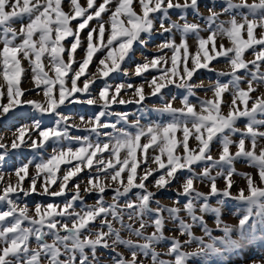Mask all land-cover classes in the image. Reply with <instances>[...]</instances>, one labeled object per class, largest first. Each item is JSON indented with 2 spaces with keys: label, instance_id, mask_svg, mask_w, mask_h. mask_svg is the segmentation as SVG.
Wrapping results in <instances>:
<instances>
[{
  "label": "snow or ice",
  "instance_id": "1",
  "mask_svg": "<svg viewBox=\"0 0 264 264\" xmlns=\"http://www.w3.org/2000/svg\"><path fill=\"white\" fill-rule=\"evenodd\" d=\"M189 14L193 21L188 19ZM225 15L229 18L222 20ZM92 21H96V27H91ZM85 29V56L77 61L75 54L82 47L81 33ZM202 31L209 33L206 38L200 35ZM155 36L164 37L157 45L160 54L150 60L145 57L136 65L135 75L156 70L158 75L145 81L149 95L162 100L163 90L169 86L182 89L181 106H174L173 96L153 109L166 115V121L144 127L137 119L130 125L134 132L104 122L102 117L110 114L107 109L111 104H143L149 96L143 84H119L112 91V85L105 81L97 97L92 96L91 86L97 79L123 71L121 65L135 46L146 47ZM190 36L196 38L194 53L189 51ZM69 37L72 39L66 46ZM218 37L227 38L231 46L218 44ZM248 50L254 56L250 61L244 58ZM101 51L105 54L92 73L89 66ZM217 57H225L231 67L230 72L218 75L231 79L210 87L196 82L199 70L215 71L211 65ZM45 59L52 76L45 70ZM74 64L78 67L73 68ZM262 65L264 0H223L219 10L212 0L207 15L201 11V0H86V4L81 0H0V120L23 106H30L41 116L57 117L54 127H42L37 119L30 125H20L12 133L10 144L0 136V161L5 160L9 147L37 150L49 141L59 144L64 139L80 144L75 149L54 147L46 160L35 164L33 175L29 173L31 162L13 173L0 170V202L7 206L0 210V264H190L193 258L239 250L255 240L258 232L264 241V92L252 95L264 85ZM28 69L33 86L24 89L22 82ZM241 71L247 76H241ZM242 83L246 87H241ZM126 89L133 90L135 101L117 99ZM198 89L211 91L212 97L200 99ZM229 91L230 101L224 99ZM31 92H42L44 100L27 99ZM77 93L87 98L81 99ZM193 97L197 103H193ZM98 102L101 111L94 117H80L81 124L69 123L71 118L61 111L68 104ZM116 115L128 122L127 113ZM241 120L245 121L243 129L238 127ZM73 127L95 134L96 140L69 136L68 129ZM108 128L113 131H104ZM236 134L239 138L233 139ZM101 136L106 140H100ZM190 140L195 147L190 146ZM214 143L219 144L218 158L212 155ZM237 161L256 169L255 176L238 173ZM200 164L204 167L197 171L194 166ZM85 172L86 183L80 179ZM182 172L187 175L180 182L177 196L184 202L177 199L168 206L155 199L158 192L180 181L178 174ZM235 175L245 179L246 187L233 195ZM150 177H155L152 188L156 191L148 186ZM26 178L30 181L27 188L23 186ZM218 178L225 181L222 188L218 187ZM205 182L207 192L196 186ZM54 185L58 190H50ZM134 189L137 191L133 193ZM38 191L53 197L69 192L72 195L63 205L37 204L34 209L13 199L14 194L28 196ZM108 191L114 193L112 203L105 200ZM82 193L95 194L97 200L77 210V202L84 203ZM129 194H134L135 200L127 199ZM213 197L217 198L215 206L210 203ZM228 199L244 206L235 226L222 219ZM206 214L214 216L215 228L222 236L213 235ZM169 223L176 235L165 234ZM196 227L202 229L203 236L195 234ZM122 232L136 239L125 238ZM163 243L168 244L166 251H158ZM194 244L195 250H186ZM101 250L109 254L107 258L102 257Z\"/></svg>",
  "mask_w": 264,
  "mask_h": 264
},
{
  "label": "rangeland",
  "instance_id": "2",
  "mask_svg": "<svg viewBox=\"0 0 264 264\" xmlns=\"http://www.w3.org/2000/svg\"><path fill=\"white\" fill-rule=\"evenodd\" d=\"M82 3L86 4V0H81ZM97 2H102V0H97ZM212 5V0H201V11L207 15V8ZM223 6V0H215V7L216 10H219ZM65 10H67V4L64 5ZM137 11H139L137 7ZM105 20H107V15L103 17ZM176 18L175 13H173V19ZM229 17L227 15L222 16V20H227ZM239 19V17H237ZM188 19L190 21L194 20V17L189 14ZM202 23V22H201ZM76 24V21H73V25ZM91 27H96V21L90 22ZM15 27H19V24L14 25ZM203 26V23H202ZM158 27V24H157ZM88 29H85L81 33L82 38V47L77 49V52L75 54V59L77 61L82 60L85 56L84 48H86V36H87ZM207 31H202L200 33L201 36L207 37L208 36ZM107 35V34H106ZM257 35H259V30H257ZM246 38V37H245ZM71 37L68 38L64 43L67 46L69 42L71 41ZM180 36H176L177 42H179ZM164 40V37L161 36H155L146 47L142 46H135V50L132 54H130L129 57L125 59V61L122 63L121 68L123 71L111 73L109 77L105 79H97L95 84L91 86V93L93 97H97L99 91L101 88L105 86V81L112 85V91H114V88L116 85L119 84H133L134 86H140L144 85V91L145 95L149 96L148 99H146L143 104H136L135 102H130L126 104H111L110 107L107 109V112L110 113L109 115H106L105 117H102V120L107 123H116L117 127H123L127 128L129 131H135L134 128H131L130 125L135 122L137 119L140 120V124L144 127L148 126L149 124L155 123V122H164L168 119L166 115H161L159 112L153 111L155 108H160L163 106V103L171 100L173 96L176 97V100L173 102L175 107H180V99L182 95L184 94L182 89L175 88L173 86H169V88H166L163 90L165 93L163 99H158L157 97L150 96V89L148 88L146 84V80H151L153 75H158V72L156 70L150 69L148 72L143 73L140 76L135 75V67L137 64L143 63L145 61V57H147L149 60L155 56L159 55L160 53L157 50V45L161 44ZM217 43H223L226 47L231 46V42L227 38H217ZM189 44V51L194 53L197 48L196 38L195 36H190L188 39ZM167 51V50H166ZM104 52H98L93 57V62L89 66V71L92 73L96 72V64L98 63V60L100 58H103ZM167 55L171 56V51H167ZM245 60L250 61L254 59L253 53L251 50H248L245 53ZM65 59L67 60V55L65 54ZM45 64V70L49 72V75H54L51 68L48 66V60H44ZM24 66L28 68L27 62H24ZM78 64H74L73 68H77ZM211 67L215 71H207V70H199L194 79L196 82H203L206 87L214 86L217 81H220L222 83H227L231 77L230 76H221L218 75L220 72H230L231 67L228 63L227 59L225 57H217L216 60L212 62ZM250 68H252L251 65H249ZM253 71L255 69H252ZM261 71H264V65L261 67ZM125 72L127 75H125ZM241 76H247V73L241 71L239 73ZM71 75V73H69ZM31 77L32 73L31 70L28 69L26 76L22 82V87L24 89H29L33 85L31 83ZM250 78V77H248ZM84 77H81V80H83ZM70 86V85H69ZM78 86H82V84H79ZM241 87H246V83H242ZM39 91V90H37ZM264 92V85H261L258 88V91L253 93V96L259 95L260 93ZM77 96H80L81 99H86L87 96L84 94L77 93ZM196 95L200 99H207L212 97V92L208 91L205 92L203 89H198L196 92ZM27 99L30 100H36V101H43V93L40 92L38 95L37 92H31L27 95ZM117 99H124L126 101H135L137 97L134 96L132 89H126L121 92V95ZM193 103H197L195 97L191 98ZM224 99L230 101L231 100V91L224 94ZM222 110L226 113L228 111L227 108H222ZM61 111L69 116L71 119L69 123L73 124H81L80 117H85L86 119L89 117H94L101 111V107L99 106V102L97 105H87L83 103H76V104H68L66 106L61 107ZM117 113H127L128 114V122H124L123 120H120L119 116L116 115ZM34 119L40 120L42 127H54L55 126V120L57 117L52 115H43L39 114L38 112L34 111L30 106H23L19 108L18 110L11 113L8 118L0 120V136H4L5 140L4 142L7 144H10L12 139V133L15 131L17 127L20 125H30ZM245 121L241 120L238 122V127L241 129L244 128ZM81 128H83V125H81ZM104 131L112 132L113 130L111 128L105 129ZM69 136L75 137V136H89L90 139L96 140V136L93 133L78 130L77 128H69L68 129ZM177 136L179 137L180 134L178 133ZM239 134H236L233 139H238ZM100 140L104 141L106 140L105 137L101 136ZM80 144L75 140H68L64 139L61 141V143L57 144L53 141H49L46 143V145L41 148L34 150L30 147H21L19 149H11L10 147L7 149V156L5 160L0 161V170H2L4 173H13L14 170L18 167H20L22 164L29 163V173L30 175L35 174V164L40 163L42 160H46L52 153L54 147H72L73 149L79 147ZM190 146L195 147V142L190 140ZM218 149L219 144L214 143L212 148V155L215 158H218ZM232 151H235V149H231ZM3 150H0L2 152ZM151 152V150H150ZM65 166L62 165L61 168L63 169ZM143 167V165H142ZM154 167V165H153ZM197 168V171L202 169L204 167V164H200L198 166H194ZM236 170L238 173H252L254 176L256 174V169L251 168L247 165L244 161H237L236 162ZM139 171V169H138ZM215 169L213 171V174H215ZM180 176V181H174L171 186L167 190H162L158 192L155 199L159 200L162 204L171 206L173 202L177 199L181 201V203L184 202L183 197L177 196V189L180 187V182H182L183 177L187 175L186 172H182L178 174ZM7 178V177H6ZM88 173H82L80 179L84 181V183L87 182ZM155 177H150L147 181L148 186L150 190L156 191V189L152 188V184L154 182ZM13 183H15L16 177L13 175L11 177ZM234 180V187L232 189L233 195H236L240 188L246 187V181L241 175H235L233 177ZM30 181L28 178H26L23 182V186L25 188L28 187ZM218 187H223L225 184V181L223 178L217 179ZM200 190L207 192L208 186L207 182L204 184H197L196 185ZM38 189H39V183H38ZM50 190H58L56 186H52V189ZM74 191V190H73ZM137 190H133V193ZM72 195V192L67 193V196H60V197H53L50 195H41L39 194V191L37 193H32L28 196H24V194L21 192L18 195L14 194L13 199L17 200V202L23 206L27 205L29 209H34L37 204H40L42 206H46L49 203L57 204V205H63L66 199L70 198ZM84 195V203L81 204L79 201L77 202V210L81 207H85L86 205H93L95 204L97 200V196L95 194L88 195L86 193H82ZM114 193L112 191H108L105 195V200L107 203H112V196ZM127 199L135 200L134 194H129ZM215 197H213L210 200V203L215 206L216 203ZM124 198H121V204H123ZM155 205H153L154 207ZM6 204L4 202H0V210H4L6 208ZM243 205L235 200L228 199L226 200L225 207L223 209V216L222 219L225 223L235 226L238 224L239 215L243 212ZM205 219L209 225V227L213 228V235L214 236H222L223 233L215 228V218L212 214H206ZM125 220L127 221V214L125 213ZM118 226V225H117ZM138 226V225H136ZM148 232H151L152 229H148ZM195 234L197 236H203L202 229L199 227H196L194 229ZM166 235H176V231L173 229V226L171 223L167 225V228L165 230ZM122 235L125 238H131L135 240L136 238L134 236H129L127 232H122ZM261 233H257V238L255 240H252L248 243H245L244 246L239 250H230L227 252H224L223 254L219 255H211L207 258H193L190 261V264H253V262H256V264H261V262H264V241L260 239ZM238 236V234H237ZM237 236H234V238H237ZM207 240V238L205 237ZM168 247L167 243H163L160 246H158V251H166ZM197 245H192L188 247L186 250L193 251ZM100 254L103 258L108 257V253L101 250ZM167 258V257H166ZM147 264V261H146Z\"/></svg>",
  "mask_w": 264,
  "mask_h": 264
}]
</instances>
